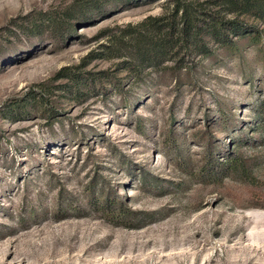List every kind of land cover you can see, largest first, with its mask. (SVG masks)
I'll use <instances>...</instances> for the list:
<instances>
[{
  "label": "rangeland",
  "instance_id": "obj_1",
  "mask_svg": "<svg viewBox=\"0 0 264 264\" xmlns=\"http://www.w3.org/2000/svg\"><path fill=\"white\" fill-rule=\"evenodd\" d=\"M188 1L0 0V264H264V15Z\"/></svg>",
  "mask_w": 264,
  "mask_h": 264
},
{
  "label": "trees",
  "instance_id": "obj_2",
  "mask_svg": "<svg viewBox=\"0 0 264 264\" xmlns=\"http://www.w3.org/2000/svg\"><path fill=\"white\" fill-rule=\"evenodd\" d=\"M220 2V4L218 3V12H223L225 11L224 9H226L227 12L234 14H245L249 12L255 13L258 16L264 15V0H220ZM172 3H174L172 17H177L178 14H180L178 24L179 29L177 30L178 35L186 38H190L191 35L197 36L199 34V30L197 29L196 23V17L198 16V10L196 9L198 7L192 6V2L188 0H172ZM221 25H224L225 28L228 26V31H232L233 33H239V37H242L243 33L245 32V30L242 27L238 26L236 22H233V20H230V22L227 23H221ZM176 26L177 24L174 23V25H171L170 30H174ZM206 26L205 32L209 36L217 38L221 33L220 28H217L216 24H212L210 26H208L207 24ZM131 40L135 41L133 49L136 50L135 53H137V59L139 60L138 62L140 65L153 63L158 58H161L164 55L163 49L165 47V42H163V40L153 42V40L146 38V36H141L137 33L136 35L131 36ZM236 163V158L231 159L227 162L223 170H229L231 172L238 171V165ZM103 209L105 211H109V207L107 206H104ZM125 213L130 214L129 210L122 206L118 210L115 209V211L111 212L110 215L117 214L116 216L120 217L125 215ZM124 225L125 227H132L127 226L126 224Z\"/></svg>",
  "mask_w": 264,
  "mask_h": 264
}]
</instances>
